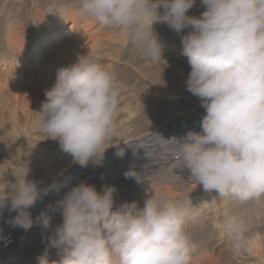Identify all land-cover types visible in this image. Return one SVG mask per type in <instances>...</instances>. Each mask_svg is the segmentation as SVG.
<instances>
[{
	"label": "rangeland",
	"instance_id": "rangeland-1",
	"mask_svg": "<svg viewBox=\"0 0 264 264\" xmlns=\"http://www.w3.org/2000/svg\"><path fill=\"white\" fill-rule=\"evenodd\" d=\"M145 1L152 9L151 0H0V77L9 71L25 76L18 95L11 78L0 87L1 196L89 157L95 147L83 138L105 146L102 136L109 130L70 127L90 107L114 124L124 121L109 133L115 145L125 135L150 130L161 117L178 119L180 112L218 107L215 118L222 119L225 109L250 96L238 58L256 73L264 93V0H154L166 29L209 53L207 60L167 40L149 21ZM63 12L65 34L58 41H68L78 15L85 45L50 46L39 61L36 52L19 58L26 51L15 45L32 49L45 24ZM255 12L259 23L252 21ZM234 55L231 63L221 61ZM56 56L46 78V85L57 86L53 92L32 80ZM258 105H251L257 113ZM253 124L251 132L236 133L243 138L225 137L211 156L196 154L177 164L181 173L147 183V175L127 180L91 204L83 201L89 193L68 191L54 214L61 216L58 226L44 225L22 244L19 262L11 258L9 264H98L103 258L110 264L118 255L145 251L169 257L170 264H264V119ZM22 163L29 167L17 166ZM160 187H170L171 194H145Z\"/></svg>",
	"mask_w": 264,
	"mask_h": 264
},
{
	"label": "bare ground",
	"instance_id": "bare-ground-1",
	"mask_svg": "<svg viewBox=\"0 0 264 264\" xmlns=\"http://www.w3.org/2000/svg\"><path fill=\"white\" fill-rule=\"evenodd\" d=\"M151 3L152 9L151 6H149V1L144 2V7H147L146 11L148 13L149 21L151 22L153 20L154 15L164 26V30L167 32L169 38L175 40L172 41L173 43L180 45L178 44L179 42L181 43L180 46L185 48L187 47L188 53L192 56L195 55L196 60L202 58L205 59L207 57H203L197 53L192 54L191 50L193 49L210 56L209 53L203 51L195 45L189 44L179 35H173L170 31H168L164 25V20H160L157 16L154 9V0H151ZM61 14L62 17L59 16L57 19L58 21H51L45 24L44 34L40 36L42 39L38 40V44H34L32 49L26 48L25 45L20 42L15 45V49L16 47H20V49L26 51V57L24 55L23 57L22 53H19V58L26 59L29 55L36 52L35 58L39 61L38 56L43 55L50 46L52 47L57 45L61 50L74 48L77 44L82 46V40L85 38V32L83 28L77 25V23L80 22V20H78V15H75L76 17L72 19L74 22L71 23L69 27L70 29L66 33L68 41H58L65 34V28H63V26H65L67 20V13L63 12ZM257 15V12H255L252 21L259 23L258 17H256ZM165 38L167 39V37ZM167 40L171 41L170 39ZM83 45L85 44L83 43ZM84 47L87 48V46ZM78 48L80 49V47ZM59 49L57 52H59ZM217 55L221 56V54ZM232 56H230V59L228 56L222 57L221 61L231 63L232 58L236 59L235 55L234 57ZM57 58L58 56H56V58L52 61L47 60L41 71L38 74H36L37 72L35 73L36 75L33 76L32 82H36L43 89L49 88L48 90L54 92V90L57 89V86L53 84L46 85V78L52 75V68L49 70L48 68L52 62L58 60ZM238 60L240 65L243 66L248 73L247 74L244 71V74L247 76L249 75L248 78L250 83L248 86L247 80L246 87L250 96L248 100H240L233 107L225 109L224 117L222 119L220 117L215 118V114L218 110H220L218 107L206 110L202 109L199 111L200 113H195L196 109L189 112H180V114L176 116L178 117L181 115L178 119L171 118L173 116L171 115V117H168L166 121H164L165 117H161V122L152 126L150 130L139 131L137 134L125 135L121 138V142H116L117 144L114 145L112 142H109V133L114 130H120L124 125V121L114 124L110 118L102 119L104 118L103 114H101L95 106L88 108L87 110L89 112L87 113L89 115L84 119L75 121V124H71L70 127L76 129V131L109 130L108 133L102 136V142L105 141L106 143L105 146H103L104 143L99 146L95 144L96 142H94V144H90L89 142L93 141V139L89 140L87 138H83V144L93 148L95 147L93 151L89 153V157L83 158L80 161L68 163L62 172L52 174L49 179L43 178L37 179V181H30L31 184H29L30 182L26 183L25 185H29H24L25 187L23 190L21 187L19 191L9 194V197L1 196L0 193V264H9V259L11 258L12 262H19L18 257L23 250L21 249L23 248L22 244H24L26 240L33 238L36 234H39V231L43 229L44 225H48L49 227L54 225L58 226L61 216H56L54 214L55 211L61 208L63 201L66 200L65 197L67 196L66 193L68 191V193L71 194L73 192L81 194L85 191L84 193L87 192L89 194L87 199H84L83 201H86L87 203L90 202V204L92 201L96 203V201L103 200L104 196L108 198L113 192H116V187L118 185L127 184L128 181H133L135 178L142 179L143 176L146 178L148 176V178L151 179L145 181V183H147L164 179L171 174L174 175L181 173L182 170L177 168V164L182 163L183 160L192 158L193 156H196V154L198 158L211 156V154L219 147L218 144L223 141L225 137L234 140L236 137L240 136V133H236L241 130L243 131L244 128L247 129L244 132H251L254 127L253 123L257 120L264 119V98L261 96L264 95V93L259 90L261 86L259 87L260 83L259 80H257L256 73L255 77H253L242 59L238 58ZM25 61L26 60H24V62ZM9 74V76L5 75L6 78H4V80L0 77V87L5 88L8 85V80L11 78L14 91L16 95H18L16 88L19 87L20 80L24 79L25 76H21L20 74L22 73L16 76L17 74L10 73V71ZM251 77H253V80L256 82L251 80ZM38 78H41L44 81H37ZM256 103H259L258 107H261V109L258 108L259 113L253 110L256 107L251 106L256 105ZM250 106L252 107L253 112L249 110L252 115L248 116L247 108L250 109ZM228 117H231V121L226 124ZM230 129L232 130L228 131ZM240 137L243 138L242 136ZM255 150L256 149L254 148V150L250 149L247 152H252L251 154H254ZM193 159L194 158H192V160ZM17 166H20L22 169L29 167V165L25 163L18 164ZM164 168H168V172H164L166 171ZM115 183L118 184L113 186L112 184ZM84 185L90 188L91 191H86L87 188H83ZM149 191L150 190H147L145 194L151 195V193H153L154 195V192L165 193L167 196L169 193L171 194L170 187H160L155 188L154 191ZM64 194L66 196H64ZM75 195L78 194L76 193ZM81 198H83V196ZM81 198L78 199L82 202ZM19 246L21 247L18 251ZM174 255L177 256L178 251H175ZM119 261L121 262L118 263ZM170 263L171 259L169 257L161 255L154 258L152 254H150V251H145L140 256L127 255L123 257L122 255H118L110 264ZM98 264H109V262L105 261L103 258L102 262Z\"/></svg>",
	"mask_w": 264,
	"mask_h": 264
},
{
	"label": "water",
	"instance_id": "water-1",
	"mask_svg": "<svg viewBox=\"0 0 264 264\" xmlns=\"http://www.w3.org/2000/svg\"><path fill=\"white\" fill-rule=\"evenodd\" d=\"M153 20H154V22L157 24V25H159L160 27H161V30H162V34L165 36V37H167V39H170L171 41H175L174 39H171V38H169V36L167 35V32L164 30V26L157 20V18L153 15ZM178 44H180L181 45V43H179L178 42ZM191 53H197V54H199V55H202L203 57H209V55H207V54H205V53H202V52H200V51H198V50H196V49H193V50H191ZM211 57V56H210ZM229 59H230V57H228ZM245 76H246V80H248V86H249V83H250V80H249V78H248V76L245 74ZM252 92V91H251ZM263 98H264V95H261ZM248 98H249V96L246 98V100H248Z\"/></svg>",
	"mask_w": 264,
	"mask_h": 264
}]
</instances>
